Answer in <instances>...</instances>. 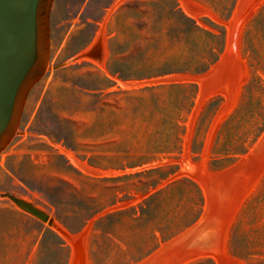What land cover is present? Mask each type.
I'll list each match as a JSON object with an SVG mask.
<instances>
[{"label":"rangeland","instance_id":"obj_1","mask_svg":"<svg viewBox=\"0 0 264 264\" xmlns=\"http://www.w3.org/2000/svg\"><path fill=\"white\" fill-rule=\"evenodd\" d=\"M0 191V264H264V0H54Z\"/></svg>","mask_w":264,"mask_h":264},{"label":"water","instance_id":"obj_2","mask_svg":"<svg viewBox=\"0 0 264 264\" xmlns=\"http://www.w3.org/2000/svg\"><path fill=\"white\" fill-rule=\"evenodd\" d=\"M54 0H0V155L18 135L31 90L46 74L50 61V18ZM95 49L101 51V42ZM18 208L55 227L49 213L7 191Z\"/></svg>","mask_w":264,"mask_h":264},{"label":"bare ground","instance_id":"obj_3","mask_svg":"<svg viewBox=\"0 0 264 264\" xmlns=\"http://www.w3.org/2000/svg\"><path fill=\"white\" fill-rule=\"evenodd\" d=\"M118 3H120V1L118 2ZM118 5V4H117ZM116 4L114 5V6H117ZM112 8L113 7H111V9H109V11H108V15H110V11L112 10ZM109 17V16H108ZM106 22V21H105ZM103 24V23H102ZM105 24V23H104ZM105 28V27H104ZM105 30V29H104ZM105 32V31H104ZM100 34V33H99ZM99 34H97V36L99 35ZM101 34H102V32H101ZM105 36H103V38H104ZM96 38V37H95ZM98 38V37H97ZM106 38V37H105ZM96 40V39H95ZM95 40H94V42H95ZM104 40V39H103ZM93 42V41H92ZM106 45V44H105ZM106 47V46H105ZM105 52V51H104ZM103 52V53H104ZM80 53V52H79ZM104 55L106 56V53H104ZM75 58L76 59H87L88 58V60L89 59H92V60H94V61H96V62H100L103 58H106V57H102L101 56V51L100 50H97V49H95V47L94 46H92V47H90V48H88L87 50H85V51H83L82 53H80L79 55H77V56H75ZM75 59V60H76ZM72 60V59H71ZM74 60V61H75ZM105 60V59H104ZM93 62V61H92ZM101 64V63H100ZM73 156V155H72ZM72 156H70L71 158H72ZM78 162V161H77ZM55 227H52V228H54V229H60L61 228V226H60V224L59 223H57V221H55ZM62 229V228H61ZM64 229V228H63ZM62 231V230H61ZM60 231V232H61ZM59 232V231H58ZM63 232V231H62ZM64 233V232H63ZM70 235V234H69ZM73 237V236H72ZM74 240V239H73ZM75 244V243H74ZM19 260H21V259H19Z\"/></svg>","mask_w":264,"mask_h":264},{"label":"crops","instance_id":"obj_4","mask_svg":"<svg viewBox=\"0 0 264 264\" xmlns=\"http://www.w3.org/2000/svg\"><path fill=\"white\" fill-rule=\"evenodd\" d=\"M76 58L73 57L72 61H74ZM28 152L30 153L29 157H35V154L38 153L40 156L45 155V151L41 149H35V148H30L28 149Z\"/></svg>","mask_w":264,"mask_h":264}]
</instances>
